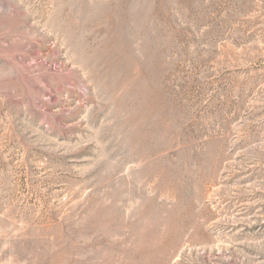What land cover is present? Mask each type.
Listing matches in <instances>:
<instances>
[{
	"label": "rangeland",
	"instance_id": "obj_1",
	"mask_svg": "<svg viewBox=\"0 0 264 264\" xmlns=\"http://www.w3.org/2000/svg\"><path fill=\"white\" fill-rule=\"evenodd\" d=\"M0 264H264V0H0Z\"/></svg>",
	"mask_w": 264,
	"mask_h": 264
}]
</instances>
